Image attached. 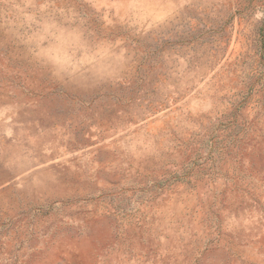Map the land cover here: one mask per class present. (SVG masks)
<instances>
[{
	"label": "rangeland",
	"instance_id": "rangeland-1",
	"mask_svg": "<svg viewBox=\"0 0 264 264\" xmlns=\"http://www.w3.org/2000/svg\"><path fill=\"white\" fill-rule=\"evenodd\" d=\"M0 264H264V0H0Z\"/></svg>",
	"mask_w": 264,
	"mask_h": 264
}]
</instances>
